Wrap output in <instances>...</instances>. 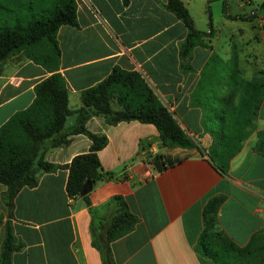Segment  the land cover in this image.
<instances>
[{"label": "crops", "instance_id": "obj_1", "mask_svg": "<svg viewBox=\"0 0 264 264\" xmlns=\"http://www.w3.org/2000/svg\"><path fill=\"white\" fill-rule=\"evenodd\" d=\"M182 1L190 12V0ZM76 5L78 25L64 23L57 30L59 71L68 89L69 107H78L80 92L104 78L113 66L138 69L169 104L196 146H159V132L151 122L108 123L102 116H91L88 129L107 137L97 154L111 176L95 182L88 204L82 194L67 195L66 167L41 172L34 186L16 192L11 210L4 199L6 185L0 182V253L9 225L17 243L10 253L11 264H103L92 242V223L108 212L115 196L122 197L137 216L129 231L110 242L116 264H213L195 244L203 227V205L218 192L226 194L218 211L220 226L235 242L243 245L257 231L264 233V157L253 150L256 130L264 128V98L256 129L231 157L226 171L211 160L207 152L211 137L201 124L202 110L190 102L199 71L215 50L211 40L215 33L207 40L210 47L194 46V70L182 72L179 41L187 28L158 0H129L127 4L123 0H76ZM254 17L249 22L253 34L243 39L250 49L239 55L238 68L245 78L264 80V12ZM238 32L245 33L244 28ZM47 74L41 64L21 52L3 60L0 125L32 101L35 83ZM73 122L74 116H68L67 124ZM90 143L87 134L74 133L67 144L47 151L45 158L66 164L74 155L88 151Z\"/></svg>", "mask_w": 264, "mask_h": 264}, {"label": "trees", "instance_id": "obj_2", "mask_svg": "<svg viewBox=\"0 0 264 264\" xmlns=\"http://www.w3.org/2000/svg\"><path fill=\"white\" fill-rule=\"evenodd\" d=\"M158 1L186 26V35L179 41V67L182 72L193 71L194 46L210 47L206 38L214 31L211 26L209 30L198 29L182 0ZM128 2L123 0L124 4ZM76 7V0H0V66L7 56L21 52L48 71L35 83L32 101L0 125V182L6 185L4 199L9 210L21 187L34 186L41 172L62 166L68 169L65 189L69 197L80 195L85 182L91 181L82 194L90 203L88 193L95 182L111 176L102 168L97 154L107 137L88 129L86 122L91 116H102L108 123L129 119L151 122L158 129L159 146H196L169 104L138 69L113 66L104 78L80 92L78 107H69L68 89L59 71L61 49L57 30L64 23L78 25ZM261 8L264 9V2ZM237 59L236 54L225 59L212 50L199 71L190 99L202 110L201 124L211 137L207 152L222 171L228 169L231 157L256 129L258 108L264 98L263 78H244ZM70 115L74 122L68 125ZM74 133L89 136L88 151L74 155L66 164L45 158L47 151L67 144ZM256 135L253 150L264 157V128L257 129ZM225 198V193L218 192L204 203L203 227L196 249L213 264H264L263 232L257 231L241 245L220 226L218 211ZM136 220L123 198L115 196L108 212L98 223H92V242L100 250L103 264H116L110 242L129 231ZM16 247L7 225L0 253L2 264H11L10 253Z\"/></svg>", "mask_w": 264, "mask_h": 264}, {"label": "rangeland", "instance_id": "obj_3", "mask_svg": "<svg viewBox=\"0 0 264 264\" xmlns=\"http://www.w3.org/2000/svg\"><path fill=\"white\" fill-rule=\"evenodd\" d=\"M263 2L264 0H190L189 8L198 29L209 30L212 27L215 34L211 40L215 51L225 59L236 54L239 64V55L243 57L250 49L249 45L243 43L245 37L253 34L249 22L256 19L254 16L257 12H264L261 8ZM239 28H244L245 33L240 34ZM206 40L209 41V38ZM232 48L235 49L234 53L230 52ZM246 79L250 78L247 76ZM224 212L228 213L227 208Z\"/></svg>", "mask_w": 264, "mask_h": 264}, {"label": "water", "instance_id": "obj_4", "mask_svg": "<svg viewBox=\"0 0 264 264\" xmlns=\"http://www.w3.org/2000/svg\"><path fill=\"white\" fill-rule=\"evenodd\" d=\"M90 182L91 181L89 179L85 182V184H84V186H83V188L81 190V194H83V193H85L87 191V188H88Z\"/></svg>", "mask_w": 264, "mask_h": 264}]
</instances>
